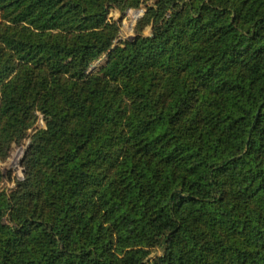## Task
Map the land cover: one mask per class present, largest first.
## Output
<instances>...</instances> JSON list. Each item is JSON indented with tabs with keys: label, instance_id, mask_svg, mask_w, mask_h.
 Masks as SVG:
<instances>
[{
	"label": "trees",
	"instance_id": "16d2710c",
	"mask_svg": "<svg viewBox=\"0 0 264 264\" xmlns=\"http://www.w3.org/2000/svg\"><path fill=\"white\" fill-rule=\"evenodd\" d=\"M110 2L0 0V155L38 102L63 128L0 192V264H264V0H156L89 76Z\"/></svg>",
	"mask_w": 264,
	"mask_h": 264
},
{
	"label": "rangeland",
	"instance_id": "374dc122",
	"mask_svg": "<svg viewBox=\"0 0 264 264\" xmlns=\"http://www.w3.org/2000/svg\"><path fill=\"white\" fill-rule=\"evenodd\" d=\"M105 8L108 10L106 22L116 24L118 32L111 48L90 62L86 70L89 76L94 74L105 75V69L109 65V52L117 49L119 46L121 47V45L128 49L131 41L140 36H151L154 28L159 24L157 22H164L161 19V9L156 0H138V4L135 6H120L110 2ZM79 9L82 10L81 7ZM82 12L87 14L86 11L82 10ZM172 13L173 9H169L166 12V20L171 17ZM1 22H4V20L0 19ZM2 44L7 48L5 42H0V46ZM19 71V67L15 65L9 77L2 84L9 82ZM23 77L24 80L19 84V89L23 88L33 91L28 86L30 83L24 74ZM1 95L2 91L0 90V97ZM40 105L41 103L38 102L26 113L27 116L25 114V121L28 117L29 121L23 126L22 138L17 141L18 139L15 136V139L10 142L7 153L0 155V192L5 191L10 193L19 187H24L26 193L33 196L38 189V186L34 187L31 181L34 177L35 183H38L40 181V172L31 167L28 159L29 151L33 145L41 146L45 139L59 137L63 131L62 126L54 119L51 111L45 106Z\"/></svg>",
	"mask_w": 264,
	"mask_h": 264
},
{
	"label": "built area",
	"instance_id": "2783aa9c",
	"mask_svg": "<svg viewBox=\"0 0 264 264\" xmlns=\"http://www.w3.org/2000/svg\"><path fill=\"white\" fill-rule=\"evenodd\" d=\"M122 48H124V46L121 45Z\"/></svg>",
	"mask_w": 264,
	"mask_h": 264
}]
</instances>
